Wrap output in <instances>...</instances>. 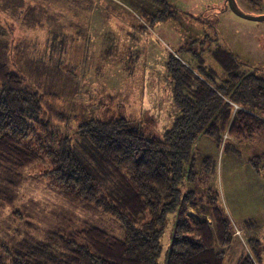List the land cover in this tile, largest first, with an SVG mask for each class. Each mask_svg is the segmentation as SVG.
<instances>
[{"label": "trees", "instance_id": "1", "mask_svg": "<svg viewBox=\"0 0 264 264\" xmlns=\"http://www.w3.org/2000/svg\"><path fill=\"white\" fill-rule=\"evenodd\" d=\"M165 19L162 13L151 18ZM208 40L188 38L176 51L191 55L186 62L169 52L164 65L176 113L162 137L123 115L90 118L65 132L72 117L58 106L59 97L38 92L12 71L8 41L0 42V179L38 163L65 195L109 214L123 231L117 236L84 225L46 240L0 241V264H161L170 214L175 221L164 264H224L236 226L208 182L218 154L199 161L198 142L207 137L217 151L233 147L242 155V144L264 131V74ZM81 141L92 154L83 155ZM249 163L264 177V150ZM259 262L253 249L237 264Z\"/></svg>", "mask_w": 264, "mask_h": 264}, {"label": "rangeland", "instance_id": "2", "mask_svg": "<svg viewBox=\"0 0 264 264\" xmlns=\"http://www.w3.org/2000/svg\"><path fill=\"white\" fill-rule=\"evenodd\" d=\"M177 1L183 4L177 17L152 21L156 14L164 15L163 7L146 0H0V42L8 41L12 71L38 92L59 97L58 106L72 117L65 132L74 133L90 118L123 115L162 137L176 113L164 64L169 52L176 53L188 38L220 41L264 74V19L234 12L229 18H202L200 8L217 11L224 0ZM235 3L248 15L264 14V0ZM176 54L185 62L191 58L189 53ZM198 147L199 161L218 154L208 182L220 191L236 226L224 264H237L253 249L264 264V177L249 163L264 150V131L242 144V155L233 147L217 151L207 137ZM79 148L84 156L92 154L90 143L82 142ZM43 170L35 163L1 177L0 241L12 245L23 239L46 240L51 232L70 233L84 225L123 235L109 214L65 195ZM197 184L206 187L205 182ZM190 212L198 218L194 209ZM169 216L161 264L175 221L174 214Z\"/></svg>", "mask_w": 264, "mask_h": 264}, {"label": "flooded vegetation", "instance_id": "3", "mask_svg": "<svg viewBox=\"0 0 264 264\" xmlns=\"http://www.w3.org/2000/svg\"><path fill=\"white\" fill-rule=\"evenodd\" d=\"M149 3H152L156 6H162L164 11V16L165 18L168 17H177L179 10H181V6L183 5L180 1L178 2L177 0H146ZM259 1H257L258 3ZM235 3V0H234ZM235 6L241 10L238 5L235 3ZM165 7V8H164ZM218 7V6H217ZM200 15L202 18H204V14L208 18H229L230 12L235 11L232 9L229 0H224L222 4L219 5V8L217 11H213L212 8H200ZM205 10V11H204ZM242 11V10H241ZM187 15L194 16L192 13H186Z\"/></svg>", "mask_w": 264, "mask_h": 264}, {"label": "water", "instance_id": "4", "mask_svg": "<svg viewBox=\"0 0 264 264\" xmlns=\"http://www.w3.org/2000/svg\"><path fill=\"white\" fill-rule=\"evenodd\" d=\"M229 3L231 5L232 9L235 11V13L240 15V16H242V17H245V18H248V19H254V20H262V19H264V14L257 15V16H252V15H248V14L244 13L243 11L239 10L235 6L234 0H229Z\"/></svg>", "mask_w": 264, "mask_h": 264}]
</instances>
